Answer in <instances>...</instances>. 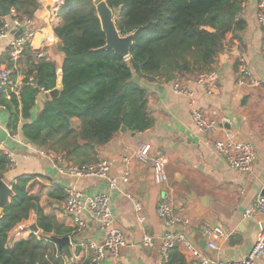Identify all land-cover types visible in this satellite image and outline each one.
Returning <instances> with one entry per match:
<instances>
[{"label":"crops","instance_id":"obj_1","mask_svg":"<svg viewBox=\"0 0 264 264\" xmlns=\"http://www.w3.org/2000/svg\"><path fill=\"white\" fill-rule=\"evenodd\" d=\"M257 2L244 0L242 18L246 26L239 37L229 38L218 57L214 67L220 74L217 89L208 93L204 86L189 83L199 109L208 113L217 110L221 116L229 118L228 123L220 125L213 133L205 135L198 131L192 120L189 96L173 90L176 80L166 82L159 78L144 82L149 92V109L155 119L151 128L143 132H119L95 150L84 151L80 159H67L64 152L51 153L30 143L21 129L24 119H20L17 130L9 128L12 113L7 101L15 90L0 88V150L11 152L17 160V165L10 168L3 179L13 187L18 179L28 178L29 193L36 196L44 214L59 223L51 234L70 237V243L60 249L49 239L50 233H45L39 226L37 213L33 211L27 220L9 232V245L36 236L54 243L53 264H92L93 252L87 245L92 240L102 241L105 234L100 227V217L89 210L82 214L86 229L75 231L73 217L64 208L67 189L75 188L92 196L108 193L111 198L115 225L123 231L126 244L117 261L107 257L104 264H192L197 261L182 242L170 251L168 262L163 258L161 243L167 227L157 213L162 201L171 203L176 214L190 220L189 224L174 225V230L183 234L205 257L247 258L257 234L264 228L262 214L245 215V211L264 195V54L261 51L264 35L257 20ZM52 4L53 1L40 4L33 17V34L29 42L35 51L34 61L27 58V53L13 61L9 55L12 36L0 39V65L10 68L22 86L28 72L41 58L56 64L58 77L62 73L64 54L58 49L59 39L54 32L62 17H59V9L56 18ZM3 19L12 23L13 18ZM242 61L259 81L258 86H238ZM42 101L41 96L38 105L41 106ZM78 122L75 120L76 127ZM224 129L234 132L240 140L255 144L258 155L251 172L242 173L230 168L215 149L214 139L221 136ZM11 133L17 134V138H12ZM144 144L151 145L154 155L166 156L169 177L166 183L156 184L153 163H142L136 158L137 150ZM125 156L131 158L129 164L124 163ZM103 159L109 160L111 173L118 178L120 189H109L105 181L96 177L71 176L64 168L65 164H97ZM126 170L130 174L127 183L120 178ZM127 192L143 201L144 222L139 221ZM34 221L39 232L30 228ZM216 222H220L228 234L219 238L217 248L213 249L207 244L206 230ZM146 235L152 236L148 245L144 244ZM256 264H264V256Z\"/></svg>","mask_w":264,"mask_h":264},{"label":"trees","instance_id":"obj_2","mask_svg":"<svg viewBox=\"0 0 264 264\" xmlns=\"http://www.w3.org/2000/svg\"><path fill=\"white\" fill-rule=\"evenodd\" d=\"M107 2L119 31L136 33L129 58L102 49L106 35L93 0H64L59 11L62 21L54 27L58 49L64 54L60 96L43 100L37 109L42 93L58 83L56 64L41 58L19 94L13 92L7 101L12 131L24 119L21 129L30 143L51 153L64 152L67 159H80L84 151L106 144L122 126L132 132L151 128L155 119L144 82L159 78L184 82L213 69L229 38L239 37L246 26L244 0ZM2 4L19 18H33L40 7L39 0H0V26ZM27 45L25 54L34 61L35 51L30 42ZM9 169V158L0 150V180ZM29 187L28 178L14 183L11 202L0 217V264L55 263L52 242L32 236L9 245V232L33 211L45 233L59 227L55 218L44 214Z\"/></svg>","mask_w":264,"mask_h":264},{"label":"built area","instance_id":"obj_3","mask_svg":"<svg viewBox=\"0 0 264 264\" xmlns=\"http://www.w3.org/2000/svg\"><path fill=\"white\" fill-rule=\"evenodd\" d=\"M54 14H56L64 3V0H52ZM45 0H39L40 4H44ZM12 23L5 22L0 26V39L12 36L9 44V55L13 61L21 58L27 49L30 37L32 36V28L34 27L33 18H19L15 16V10L12 9ZM56 18L57 14L55 15ZM257 20L262 28L264 35V0L257 2ZM28 28L27 32L18 35L12 33L13 28L17 31L22 27ZM264 54V39L261 48ZM220 74L215 68L190 76L186 81L180 82L176 80L173 83V90L176 93L187 95L190 98L192 108V120L199 132L202 134L213 133L220 125L229 122V118L221 116L217 110L210 113L199 109L196 106L194 91L189 88V83L196 82L204 86L206 92H214L219 84ZM258 86L259 81L253 76L250 69L244 61L241 62L238 77V86ZM22 85L19 84L13 71L3 65H0V88L12 89L16 93L19 92ZM12 138H17V134L11 133ZM215 149L225 158L228 166L242 173L252 171L254 163L257 159L258 151L254 143L246 140H240L234 132L229 129H224L222 135L214 139ZM9 158V168L17 165V160L14 155L7 151L5 152ZM136 158L142 163L152 162L154 166V179L156 184L162 185L169 179L167 173V158L163 154L154 155L150 144H144L139 147L136 152ZM129 157H123L126 164L130 163ZM65 171L71 176H91L103 180L108 185L109 189H120L118 178L111 173V164L109 160L103 159L97 164H81V165H64ZM125 183L130 181L129 171L126 170L120 177ZM128 197L132 200L135 211L137 212L140 222L146 220L144 213V204L140 198H137L132 193L127 192ZM65 210L73 217L75 231L81 232L86 229L87 223L82 217V214L89 210L101 219V230L105 236L102 241L92 240L88 243L87 248L93 252L92 264H104L107 257H111L117 261L120 250L126 244V238L123 231L115 225V216L111 208V198L108 193H100L96 195H86L84 192L75 188H69L66 191L64 200ZM254 212H259L264 216V195L260 196L253 206L245 211L246 216H251ZM158 215L166 224L167 231L162 237L161 253L166 262L169 261L170 251L175 248L180 242L184 243L189 253L197 258V261L192 264H256V261L264 256V228L257 234L255 244L245 259L237 260H220L210 259L205 257L199 249L183 234L175 232L174 225L179 223L189 224L190 220L186 217L176 214L171 203L162 201L157 207ZM208 237L207 244L210 248L216 249V241L219 238L225 237L228 233L220 222L209 226L206 230ZM152 241V236L146 235L144 244L148 245ZM118 264V263H116ZM182 264V263H176Z\"/></svg>","mask_w":264,"mask_h":264},{"label":"water","instance_id":"obj_4","mask_svg":"<svg viewBox=\"0 0 264 264\" xmlns=\"http://www.w3.org/2000/svg\"><path fill=\"white\" fill-rule=\"evenodd\" d=\"M93 3L96 7L98 16L101 21L102 29L106 35V43L102 47L105 50H113L117 55L123 58H129L131 54V48L135 42L136 33H130L123 35L116 24L114 10L109 6L107 0H93ZM1 15L3 18H7L12 15V9L5 4L1 5ZM28 28L26 26L22 27L17 31V28L12 29V33L18 35L20 33L27 32ZM139 79V77H137ZM63 86L62 75L58 77L57 86L49 91L42 93L43 100L47 99H56L60 96ZM41 106L37 105V109ZM128 129L126 126H122L120 132H126ZM13 196V187H10L7 182L2 179L0 180V215L4 213L6 206L11 202ZM30 228L34 232H39L40 228L37 225V222L34 221ZM49 239L57 243L59 248L62 249V246L65 243H70L69 236H57L55 234H49Z\"/></svg>","mask_w":264,"mask_h":264},{"label":"rangeland","instance_id":"obj_5","mask_svg":"<svg viewBox=\"0 0 264 264\" xmlns=\"http://www.w3.org/2000/svg\"><path fill=\"white\" fill-rule=\"evenodd\" d=\"M46 1H47V0H45V2H46ZM13 15H14V14H13ZM13 15H11V16H9V17L13 18ZM9 17H8V18H9ZM59 17H60V16H59Z\"/></svg>","mask_w":264,"mask_h":264},{"label":"bare ground","instance_id":"obj_6","mask_svg":"<svg viewBox=\"0 0 264 264\" xmlns=\"http://www.w3.org/2000/svg\"><path fill=\"white\" fill-rule=\"evenodd\" d=\"M50 1H52V0H47L46 3H49Z\"/></svg>","mask_w":264,"mask_h":264}]
</instances>
